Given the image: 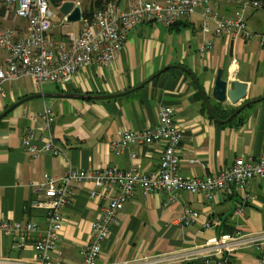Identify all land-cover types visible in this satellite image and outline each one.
<instances>
[{
	"label": "crops",
	"instance_id": "crops-1",
	"mask_svg": "<svg viewBox=\"0 0 264 264\" xmlns=\"http://www.w3.org/2000/svg\"><path fill=\"white\" fill-rule=\"evenodd\" d=\"M211 1L218 14L241 15L254 35H264V10L240 11L228 0ZM78 2L89 11L92 0ZM57 17L58 23L53 22L54 37L79 31V23L70 31H61L64 17ZM200 23V16L194 15L170 28L155 22L137 25L129 31L111 64L81 68L64 84H44L38 88L29 78L5 83L0 94V218L21 225L36 223L38 232H44L46 209L36 204L43 200L38 185L47 178H61L68 167L154 172L161 143L130 146L118 155L110 152L109 144L117 139L120 130L136 132L156 126L162 107L172 110L181 135L179 173L183 178L214 176L240 157H264V44L260 45L258 37H209L200 31ZM25 26L12 10L0 4V28L13 29L21 36ZM205 40L212 42V50L200 55ZM4 58L5 53H1L0 65ZM232 59L236 62L233 74L229 72ZM218 70L222 71V79L231 75L235 81L250 84L253 94L249 100L258 99L227 123L217 120L224 121L237 106L219 104L211 97ZM193 77L208 98L216 119L207 112ZM38 94L48 97L15 106ZM47 106L53 111L49 131L37 117ZM26 134L39 145L50 136L62 152L32 156L22 144ZM130 154L135 158L131 159ZM93 189L90 183L71 186L69 202L60 214L59 242L50 253L53 264L81 263L80 249L92 239L91 224L115 194L112 188L100 200H93L89 198ZM186 209L195 211L197 220L183 226L179 219ZM237 229L243 236L259 235L263 239L257 246L239 247L231 255L230 263L257 264L264 256V179L255 178L242 190L232 188L209 197L178 192L172 201L166 194L143 195L135 191L108 228L97 264H149L163 255L202 246ZM36 237L34 234L26 244L18 246L17 236L0 234V262L32 264L34 252L30 243Z\"/></svg>",
	"mask_w": 264,
	"mask_h": 264
},
{
	"label": "built area",
	"instance_id": "built-area-1",
	"mask_svg": "<svg viewBox=\"0 0 264 264\" xmlns=\"http://www.w3.org/2000/svg\"><path fill=\"white\" fill-rule=\"evenodd\" d=\"M74 3L79 5V2ZM228 3L237 6L240 11L264 10V1L259 0H228ZM0 4L26 23L21 36L13 29L0 28V54L5 53L4 62L0 65L1 95L5 83L21 78H29L41 88L44 84H64L81 68L108 66L121 50L129 31L147 22L170 28L181 20L199 15V27L203 35H229L241 40L258 37L260 45L264 44V35H254L241 15L222 16L217 13V6L211 0H112L94 10L88 18L81 19L79 32H67L60 39L52 35L56 14L48 0H0ZM211 50L212 42L205 40L199 54ZM235 63L234 59L230 61L231 74L235 72ZM37 117L42 121L43 128L49 131L53 120L52 107H45ZM154 143L162 144L158 167L154 172L141 173L133 168L80 170L68 167L61 178H47L38 185L43 200L36 204L46 209L47 226L44 232H38L36 223L21 225L0 218V234L17 236L18 246L26 244L36 234L37 237L30 243L34 252L32 264H53L50 253L59 242L60 214L69 202L71 186L78 183L92 184L94 189L89 192V198L93 200H100L106 190L114 188L115 194L91 224L92 239L80 249V264H97L108 228L115 223L117 213L135 191L143 195L166 194L168 200L172 201L178 192L209 197L214 192H229L232 188L242 190L255 178L264 179V157L259 160L240 157L214 176L183 178L179 173L181 135L174 123V114L167 107L160 108L156 126L136 132L118 131L117 139L109 144V150L118 155L130 146ZM22 144L32 156L46 152L58 155L62 152L50 136L39 145L26 134ZM130 158L134 159L135 155L130 154ZM196 220L197 213L186 209L179 223L187 226ZM262 239L263 236L259 235L243 236L237 229L231 234L208 240L202 246L163 255L149 264L197 259H213L215 264H231L230 257L239 247L244 244L257 246ZM257 264H264V256L258 259Z\"/></svg>",
	"mask_w": 264,
	"mask_h": 264
},
{
	"label": "water",
	"instance_id": "water-1",
	"mask_svg": "<svg viewBox=\"0 0 264 264\" xmlns=\"http://www.w3.org/2000/svg\"><path fill=\"white\" fill-rule=\"evenodd\" d=\"M57 12L59 15L64 17L66 24H77L81 22V19H82L81 7L79 5H76L73 1L67 0V1L62 2L61 5L58 7ZM185 71L188 72V70L186 69ZM192 80L197 86L201 97L203 98L207 112L213 119H216L208 103V98L203 93V90L199 86L196 79L193 77ZM252 94H253V87L250 84L235 81L232 79L231 75L225 79H222V71L218 70L216 72L213 86L211 89V97L219 104H224L228 102L230 105L237 106V107H236V110L232 114H230L224 121H220V120H217V121L221 123H227L231 121L232 119H234L248 105L252 104L255 101H258V99L249 100ZM50 96L52 97V95ZM65 96L72 97L70 95H65ZM42 97H48V95H44V96L39 95V94L32 95L27 98H24L23 100L15 104V106L25 101H28L34 98H42ZM78 97L83 98L86 96H78Z\"/></svg>",
	"mask_w": 264,
	"mask_h": 264
},
{
	"label": "trees",
	"instance_id": "trees-1",
	"mask_svg": "<svg viewBox=\"0 0 264 264\" xmlns=\"http://www.w3.org/2000/svg\"><path fill=\"white\" fill-rule=\"evenodd\" d=\"M50 2V5L53 9H55L56 7L60 6L61 3L64 0H48ZM70 1H74V2H78L79 0H70ZM112 0H92L91 4H90V9L89 11H85L83 10L82 12V17L83 19L88 18L90 16V14L97 9L102 8L104 5L108 4L109 2H111ZM264 1V0H262ZM59 15V14H58ZM60 16V15H59ZM236 110V108H234L229 114H227L226 117H228L230 114H232L234 111Z\"/></svg>",
	"mask_w": 264,
	"mask_h": 264
},
{
	"label": "rangeland",
	"instance_id": "rangeland-1",
	"mask_svg": "<svg viewBox=\"0 0 264 264\" xmlns=\"http://www.w3.org/2000/svg\"><path fill=\"white\" fill-rule=\"evenodd\" d=\"M81 4H79V6H80ZM59 7V6H58ZM58 7H56L55 8V10H54V12H55V14H56V16L54 17V19H53V22L54 23H58V12H57V9H58ZM81 7V6H80ZM83 7V6H82ZM81 10H82V12H83V9L81 8ZM61 16V15H60ZM82 19H83V17H82ZM65 23V24H64ZM64 23H62V26H61V31H70V30H72L75 26H76V24H74V25H72V24H66V22H65V19H64ZM80 24V23H79ZM24 25V24H23ZM19 26V25H18ZM11 27V26H10ZM80 29H81V24H80ZM80 29H79V31H80ZM53 30V29H52ZM58 31H59V29H58ZM78 31V32H79ZM59 39H60V37H59ZM14 85V84H13Z\"/></svg>",
	"mask_w": 264,
	"mask_h": 264
}]
</instances>
